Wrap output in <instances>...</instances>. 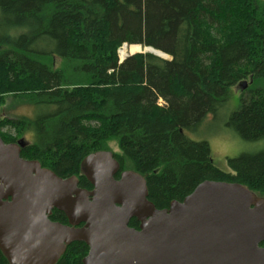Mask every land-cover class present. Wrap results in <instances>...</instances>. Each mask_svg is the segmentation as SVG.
Returning <instances> with one entry per match:
<instances>
[{"label":"trees","instance_id":"obj_1","mask_svg":"<svg viewBox=\"0 0 264 264\" xmlns=\"http://www.w3.org/2000/svg\"><path fill=\"white\" fill-rule=\"evenodd\" d=\"M0 30V106L13 96L38 110L33 118L0 119L6 144L34 135L24 160L77 176L92 190L82 161L113 152L121 172L146 178L159 210L205 181L241 184L264 198V151L229 160L224 172L207 141L187 136L223 108L232 89L248 84L227 125L244 142L264 141L263 1L0 0ZM125 44L171 60L136 54L120 63ZM50 219L66 222L57 210ZM88 251L74 242L57 264H83ZM0 264H9L1 251Z\"/></svg>","mask_w":264,"mask_h":264},{"label":"water","instance_id":"obj_2","mask_svg":"<svg viewBox=\"0 0 264 264\" xmlns=\"http://www.w3.org/2000/svg\"><path fill=\"white\" fill-rule=\"evenodd\" d=\"M27 146L0 136V251L9 264H57L74 242L89 248L83 264H264V198L244 185L205 181L159 210L146 178L121 172L112 152L82 161L88 190L24 160ZM54 210L69 224L52 222Z\"/></svg>","mask_w":264,"mask_h":264},{"label":"rangeland","instance_id":"obj_3","mask_svg":"<svg viewBox=\"0 0 264 264\" xmlns=\"http://www.w3.org/2000/svg\"><path fill=\"white\" fill-rule=\"evenodd\" d=\"M260 1L264 2V0ZM1 32L0 30V36L2 34ZM132 54L136 53L130 52L128 56ZM119 60L121 62L120 57ZM167 60H171V57H168ZM57 65L60 66L61 62L58 61ZM241 89V87L232 89L229 93V100L223 108L216 115H210L197 132L187 134L193 141H207L209 143L214 164L224 172H230L229 160L235 159L245 153L264 151V141L257 144L244 142L227 125L230 115L241 105ZM5 98H7L6 104L0 106V119L15 120L20 118H33L37 115L38 110L30 107V105L15 104L13 102V96H7ZM160 103L162 105L164 104L163 101H160ZM27 137L31 143L34 142V137L31 134L30 137L29 135L25 136V138ZM19 138H22V136ZM111 148L112 151L118 152V147L115 143H111Z\"/></svg>","mask_w":264,"mask_h":264},{"label":"bare ground","instance_id":"obj_4","mask_svg":"<svg viewBox=\"0 0 264 264\" xmlns=\"http://www.w3.org/2000/svg\"><path fill=\"white\" fill-rule=\"evenodd\" d=\"M144 51L155 53L156 55H158L164 59L168 58V56L164 55L162 52L153 50V48L152 49L151 48L143 49L140 46L124 47L123 49H121L119 51V57H120L121 61H124L128 57L130 52L131 53H140V52H144Z\"/></svg>","mask_w":264,"mask_h":264},{"label":"flooded vegetation","instance_id":"obj_5","mask_svg":"<svg viewBox=\"0 0 264 264\" xmlns=\"http://www.w3.org/2000/svg\"><path fill=\"white\" fill-rule=\"evenodd\" d=\"M28 135H29V137H30V131H29ZM31 136H33V134H31ZM21 139H22V138H18L17 141H16V143H17L19 140H21ZM25 139H26V141H27V142L29 143V145H30V143H31V142H30V139H29L28 137L25 138ZM24 149H25V148H24ZM24 149L21 150V153L23 152ZM116 177H117V176H116ZM9 200H10V199H9ZM178 201H179V200H178ZM182 201H183V199H182ZM50 217H51V216H50ZM50 217H49V219H50ZM65 217H66V216H65ZM50 220H51V219H50ZM52 222H53V221H52ZM56 223H58V222H56ZM60 224H61V223H60ZM68 224H69V221H68V219L66 218V222H64L63 225H68ZM80 226L82 227L83 225H80Z\"/></svg>","mask_w":264,"mask_h":264}]
</instances>
